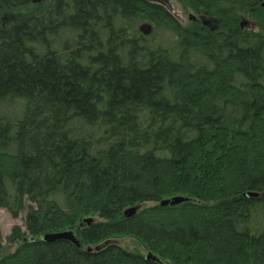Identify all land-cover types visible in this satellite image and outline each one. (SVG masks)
Listing matches in <instances>:
<instances>
[{"label":"trees","instance_id":"obj_1","mask_svg":"<svg viewBox=\"0 0 264 264\" xmlns=\"http://www.w3.org/2000/svg\"><path fill=\"white\" fill-rule=\"evenodd\" d=\"M176 1L0 20V264H264V0Z\"/></svg>","mask_w":264,"mask_h":264},{"label":"rangeland","instance_id":"obj_2","mask_svg":"<svg viewBox=\"0 0 264 264\" xmlns=\"http://www.w3.org/2000/svg\"><path fill=\"white\" fill-rule=\"evenodd\" d=\"M162 2L169 5L172 12L176 15V17L179 19V21L183 25H192L196 22L204 25V26H210V23L208 25L203 23L202 18L204 16H197L192 10L185 9L182 7L180 3H178L176 0H162ZM52 0H31V3L28 5L27 9H24L22 11H14L13 13H7L3 11L0 8V20L8 21L15 18H20L24 15H27L32 12H41L44 10H48L51 6ZM248 18V17H247ZM207 19V18H206ZM250 19V18H249ZM208 21L210 19H207ZM252 20V19H251ZM146 205H152L151 203H147ZM145 205V206H146ZM141 207V206H140ZM139 208V207H137ZM137 213L136 211L133 213ZM24 215L19 216L18 218H14L6 209L0 208V228L2 231L3 236V244L5 247V252L8 253L15 249L16 246H11L8 244L7 237L11 233V230L14 226L19 225L23 229L24 228ZM117 243L123 245V247H126L128 249H134V250H140L143 253H145V250L143 247H141L136 241L132 240L131 238H120L117 239ZM1 257V255H0Z\"/></svg>","mask_w":264,"mask_h":264},{"label":"water","instance_id":"obj_3","mask_svg":"<svg viewBox=\"0 0 264 264\" xmlns=\"http://www.w3.org/2000/svg\"><path fill=\"white\" fill-rule=\"evenodd\" d=\"M264 5V3L262 4ZM203 20V23L208 25L209 24V21L203 17L202 18ZM241 27L242 28H248V29H255V23L254 21H252L251 19L247 18V17H243V19L241 20ZM153 30V27L150 23H143L141 26H140V31L145 34V35H149L151 34ZM250 195L252 196H259L260 194L259 193H251ZM187 200L186 197L184 196H175L171 199H167V200H164L161 202V205H175V204H179L183 201ZM137 207H131V208H128L126 211H125V214L126 215H133V213L136 211ZM93 220V218H88V219H85L84 222H88L90 223L91 221ZM60 238H66V239H70L72 240L74 243H76L77 245H80L79 241L76 239V236L73 232H63V233H58V234H55V235H46L45 236V240H49V239H60ZM153 255L150 253L148 254V258L150 259H153ZM155 258V257H154Z\"/></svg>","mask_w":264,"mask_h":264}]
</instances>
